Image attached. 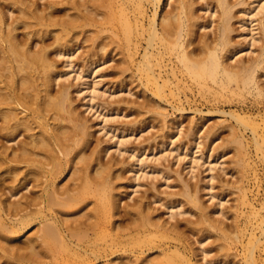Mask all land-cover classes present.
Here are the masks:
<instances>
[{"label":"bare ground","instance_id":"bare-ground-1","mask_svg":"<svg viewBox=\"0 0 264 264\" xmlns=\"http://www.w3.org/2000/svg\"><path fill=\"white\" fill-rule=\"evenodd\" d=\"M82 1L87 12L97 16L94 18L95 21L96 19L100 21L101 18L98 16L102 17L99 22V24L102 22L100 31L110 30L112 32L109 36L112 38L111 42L99 39L98 36L90 38L95 47L86 55L84 62L86 69L79 68L77 71V91L82 93L87 90L86 96L90 95V100L94 101L104 93L99 88L102 83L101 79L97 80L96 76L90 80L91 76L100 72L97 69L100 65L98 64L100 58L94 60L93 56L100 50L107 52L108 45L110 47L112 44H116L123 55V58L118 61L115 73L126 74L128 71L130 73L134 70L133 66H137L138 79L146 88L145 90H150L162 100H167L169 96H178L181 92V83H186L190 88L194 85L198 86L200 92L213 91L222 97L229 92L235 94V92L242 93V90H247L249 93L255 92L264 98V86L260 83L261 76L260 78L258 76V72L264 70V44L260 49V54L249 59V62L242 59L236 60L234 57L240 50L237 46L234 48L235 43L232 37L235 29L233 10L238 4L243 5L244 1L235 2V4H232L230 0L214 1V15L218 12L216 28L212 31L213 35L207 32L204 37H200L202 34L199 33L197 37V31L200 30L196 28L207 29L212 23L207 24V21L205 25L200 21L195 4L201 0ZM255 1H258L256 8L258 11L253 15L264 14V0ZM28 2V0H6V2L0 0V177H36L35 185L40 186L42 190L39 191L41 194L36 192L37 195H25V198L21 196L20 200L7 203L10 197L4 198L7 200L5 202L2 199L4 193L11 192V196L15 193L12 192L14 190L11 186L9 189L5 186L6 191L10 188L11 190L2 193L5 188L3 185L6 184H3L0 178V242L9 241L13 233H19L34 223L41 224V227L39 226L38 233L34 237L29 238L26 243H20L21 246L13 244L11 249L4 248L9 258L16 259L13 261H17V264H93L102 258H108L109 255L119 253L111 261L114 262L113 264H193L189 256L188 245L184 240V238L190 239L185 237V233L191 231L197 237L194 236V239L192 236L189 240L191 242H188L192 243L191 249L196 246L194 250L202 256L201 259H205V264H213V261L217 264V260L220 264H226L230 256L229 251L232 249V241L235 238L243 243V248L246 250V264H257L260 255L262 256L264 252V216L260 217L259 210L253 209L245 222L241 223L236 219L237 222L229 227L223 220L214 218L213 214L218 211H210L206 208L199 189H193L192 183L190 184L187 182L189 180L185 181V179L180 180L184 184L183 195L186 197V203L191 206L190 208L188 205L189 209L182 208L183 201L174 199V197L163 199L161 195L158 196L159 194H154L157 197L153 198L143 194L144 197L135 198L132 204L129 202L130 204L126 203L127 206L121 205L122 198H117V192L114 193V190L117 191L118 188L116 189L113 185H117L115 181L118 178L122 179L120 173H117L121 168L120 162L117 159L103 161L102 152L107 153L109 148L98 149L99 145H96L98 148L93 149L92 147L90 153L85 150L92 138V126L83 114L84 112H80L81 110L79 111V108L74 106L72 85L67 83L70 77L67 74L71 70L65 72L58 70L56 58L52 55L66 57L65 66L75 68L76 64L73 63L72 54L76 50L71 51L65 48L69 36L66 30L68 28L65 26L67 21H56L59 19L55 20L52 12L45 14L42 11V14L38 7L32 8L35 5L34 2ZM14 4L19 5L18 15L15 16L12 9ZM210 4L212 3L206 4L208 11ZM148 9L153 11L152 15H148ZM214 20L215 18L212 21ZM70 21L72 20L68 21L67 26L72 28ZM76 23L73 25L76 26ZM241 23L243 30L248 28L247 31H250L248 33L253 43L256 39L264 41V19L257 24L258 31L254 28H246L245 21ZM57 24L66 27L63 32L66 30L68 36L58 34L59 36L55 37L54 41L35 39L39 34L38 26L49 28ZM22 25L27 31L21 34L20 26ZM41 27L40 32L43 29L48 33L46 28ZM73 28L76 27L73 26ZM98 33L101 32L98 30ZM138 54L140 57L142 55L141 59ZM232 58L235 62H232ZM106 61L108 60H104L103 63ZM56 84H59L58 89H55ZM233 84L236 85V89H232ZM186 95L189 96L188 93ZM228 101L231 102L230 99ZM220 102L218 100L217 104L220 105ZM150 109L147 111L149 112ZM188 109H193L192 105L177 107V110L182 112ZM160 110L158 108L157 111L160 112ZM218 111L221 110L218 109ZM222 113L227 112L223 110ZM230 113L245 126L251 123L256 147H262L264 131L260 132L259 126L252 124L250 116ZM193 124L192 128H189L191 129L190 134L188 133L193 135L190 141L192 146L194 144L199 149L198 151H201L200 148L205 139L210 138L211 143L216 140L213 136L218 133L221 125H211L203 135H200L199 131L203 125L194 131L196 123ZM181 125L178 123L179 127ZM36 126L40 127L38 128L41 131H39L40 134L35 132ZM235 134L230 142L243 146L244 138ZM174 135L170 136L172 144ZM126 141L123 139L121 143ZM124 144L123 146H126V143ZM127 148H122L120 152L123 153ZM170 150L173 151V149ZM188 150L189 148L185 155L180 154L181 158L188 156ZM56 153L58 155H55ZM41 154L45 159L40 157ZM203 154L191 157L192 168H195L194 164H198L199 160L204 158ZM133 156L136 154L133 153ZM209 157H212V154ZM144 161V158L140 161L141 166L146 164ZM211 168L213 169L212 166ZM67 169H74L73 173L71 171L73 181L68 180L69 183L66 182L60 186L57 178L61 177ZM138 184L140 185L139 182ZM26 186L28 185L24 188ZM244 195L242 201L250 204L245 193ZM91 196L96 198L93 214H91L92 210L87 213L85 211V203ZM212 197H214L213 194ZM156 202L165 206L169 217L163 216L162 218V214L159 211L156 212L159 207L155 208V212L152 210L153 203ZM86 207L91 208L89 205ZM77 208L84 209L85 214L73 216ZM220 211L222 212V209ZM188 212L192 216H197L195 221L186 219L189 221L188 224L186 223L189 232L185 231L180 217L178 218V215L181 216ZM6 216L10 217L11 221H8ZM252 217L257 218L256 223L252 222ZM212 230H217L219 233L217 240L222 241L221 248L227 253L225 258L217 256V258H211L213 260L210 261L207 260V255L211 252V248L204 245L209 238L205 231ZM102 232L110 234L112 243L99 245L95 235L98 233L100 235ZM248 232H250L249 239L245 243L244 237ZM6 243L4 246L0 243V249L1 246L8 245ZM11 243L12 240L9 245ZM193 243L198 245H193ZM151 253H156V256L151 257L153 256ZM3 256L2 258L5 259ZM7 259L3 261L4 264L8 263Z\"/></svg>","mask_w":264,"mask_h":264},{"label":"rangeland","instance_id":"rangeland-1","mask_svg":"<svg viewBox=\"0 0 264 264\" xmlns=\"http://www.w3.org/2000/svg\"><path fill=\"white\" fill-rule=\"evenodd\" d=\"M1 1L6 2V0ZM28 1V3L34 2L35 5L33 3L34 6H32V8L38 7L39 10H41L40 12L43 11L45 12V14L46 12H52L55 20L59 19L56 21L61 22L64 20L67 21L68 25L69 20L73 21V19H75L73 21V24L77 22L75 26L71 23L72 21H70V25H72V28L73 26L76 27L73 29L71 28V26H67V24H65V26L68 28L66 30L69 32V36L67 35L66 30L64 31L66 33L63 32V29L66 28L63 27L64 25H62V27L60 24L59 26L58 24L56 26L51 25L49 26L50 29L44 26L41 27V25L40 27L44 29L46 28V30H48V33L44 32L45 30L43 31V29L40 32V27L38 26L37 29L39 30V34L35 39L39 40L40 38L41 40L42 38L47 41H54L55 37L65 34L68 36L65 48L71 49V51L76 50V52L72 54L73 63L76 64L75 68L72 67L73 69L68 65L65 66L66 57H57L54 54L52 55L56 58V65L58 70H60L61 72L71 70L70 73L67 74L68 76H70L67 80V83H71L72 85L71 91L72 97H74V106L78 107V110H81L80 112H84L83 114H85V117L89 120V123L92 126V138H90V143L88 144L89 146L87 145L85 150L87 151V153H90L92 151L90 149L92 147L94 149L98 145V149L109 148L107 153L102 152L103 161L107 162L108 160L110 161L112 159H117L118 162H120L121 168L117 173H120V178L122 179L118 178L117 180L116 178L117 181L115 182L117 183V185H113L116 189L118 188L117 191L114 190V193L117 192V198H122L121 205L127 206L130 203L132 204L134 199L137 197L142 198L144 196L150 195L149 197L153 198L154 196L157 197L156 195L159 194L158 196L161 195L160 197H162L163 199H166L167 197H174V199L183 201L182 208L189 209L190 205L186 203V197L183 195V189H185L184 184L181 182V180L183 181L185 179V181L189 180L187 182H190V184L192 183L191 186H193V189H199V193L200 195H202V200L205 204L204 206H207L206 208L210 209V211H218L213 214L214 218L223 220L226 224L229 225V227L233 226L237 221H240L241 223L245 222L246 218L249 214L252 213L253 209L260 211V217L264 216V141L263 139L261 141L263 143L262 147H259L258 145L257 146L259 148L256 147V140H254L255 134L253 132L251 123H245V126L242 122L241 124L235 117L231 116L230 113L235 112L237 114H243L242 116H250L252 124L255 123L256 125H258V130L262 132L264 131L263 97L258 96V94L255 92H253L254 94L251 92L249 93L247 90H242V93L236 90L238 91V93L235 92V94H232L229 92L225 94L226 96L222 97L220 96V94L213 91L200 92V87L198 86L194 85L193 89L187 86L186 83H181V92L178 96H169L167 100H162L159 97H156L150 90H145L146 88L140 83L138 79L139 74L137 72V66L134 65V70L133 72L130 71V73L129 71L126 74L118 73L120 75L115 73V69H117L118 67V61L123 58V55L121 54V52H119L120 49L116 47V44H112V47H109L108 45L109 49L107 48V52L100 50L99 53L93 56L94 60H99L100 58V61H98V64L100 65L97 68L100 72L96 73L97 75L94 74V76H91L90 80L96 76L97 80L101 79L102 83L100 84L99 88L104 93L98 96L94 101H92L90 100V95L86 96V94H88L87 90L83 91L82 93L77 91V71L79 68L86 69V66L84 64L86 55H88L89 51L95 47L93 40H91L90 38L98 36L99 39L111 42L110 39L112 38L109 36L112 35V32L110 30L100 31L102 22L100 24L99 22L101 21L102 17L98 16V18H101L100 21H98L99 19H96L95 21L94 18H96L97 16L95 15V17L94 13L87 12L85 6L82 5V0ZM205 1L206 0H201L199 3L196 2L195 7L198 8L197 12L200 16V21H202L201 23L207 25L211 22L212 25L208 27H210L212 30L208 27L207 29L204 27H201L200 29L196 28L197 30H200L197 31V37L199 36V34H202V36L200 37H204L207 32L208 34L210 32L211 35H213L212 31L214 28H216L215 22L218 19V12L216 13V15H214L215 8H213L214 1L216 0H210L208 2ZM240 1H244L243 5L238 4L233 10L235 17L233 19V26L235 28V31L233 30L232 37L234 38L233 41L235 43L234 48H236L237 46V49L240 50L239 53H237L234 57L236 60L242 59L245 62H249V59L251 60L254 57H257L258 54H260V49H262L264 41H258L256 39V41H254L255 43H253V40L249 37L251 35L250 33H248L250 31H247V27H249V29L254 28L256 31V28L258 27L257 24L259 23V21L264 19V14L259 13L257 16L253 15L258 11L256 9L258 1L254 2V0H230L232 4H235V2L239 3ZM202 2L204 3V6ZM209 3L212 4H210V9L208 11L206 9L208 5L206 4ZM18 6L15 4L12 5L14 16L18 15ZM199 8L202 11H200ZM150 10L151 9H148V15H152L153 13V11ZM84 13L87 14V17ZM89 14L93 15L90 16ZM88 15L90 18L88 17ZM214 18L215 20L213 22L212 20ZM251 19H253L254 21H252ZM241 21H245V26L247 29L243 30ZM20 27L21 34L27 31L23 29V25ZM208 29L209 31H207ZM98 30L99 32H101L100 34H97ZM102 35L103 38H101ZM244 35H246L248 38ZM51 48L53 50V46ZM138 57L139 59H141L142 55L140 57V55L138 54ZM235 59L232 58V62H235ZM104 60L108 61L103 63ZM101 73L103 74V76H99ZM133 74L134 76H132ZM262 75H264V70L258 72L259 78L261 76L260 83H262V86H264V76ZM58 88L59 84H56L55 89ZM232 89H236V85L233 84ZM186 93H188L189 96H187ZM229 99L231 100V102L228 101ZM218 100L221 101L220 105L217 104ZM159 104L162 106H158ZM184 105H192L193 109H188L185 112L177 110L178 106L183 107ZM217 106L218 108H216ZM146 107L156 109L155 111H153L154 109L149 108V113L147 111L149 109H147ZM158 108L159 110L162 109L160 110L161 113L157 111ZM218 109H220L221 111H218ZM223 110L227 113H222ZM156 111L157 113H154ZM178 123H181L182 125L179 127ZM193 123H196L194 131H197V127H201L203 125L201 127V130L199 131L200 135H203V133L207 131V129L211 125H221L218 133L213 136L216 139L213 143H211L210 138H207L208 140L203 139L205 141V144L203 141L200 150L202 151V153H204V158L200 159L198 164H194L195 168H192L193 162L190 161L191 157L199 156L202 153L201 151H198L199 149L194 144L192 146L190 141L191 138H193V135H189V131L191 130L189 128H192L191 125ZM36 127L37 128L35 129V132L40 134V127ZM179 128H181V131L179 130ZM239 132H241L243 136ZM235 133H237L239 137L244 138V143L242 142L243 146H241V144L239 143L237 145V143L233 144L232 142H230L231 139H233V137L236 135ZM38 134L36 135L38 136ZM173 134H175V137L173 138L174 142L172 144V137L170 136H172ZM121 138L127 140L126 142H124L126 143V146H123L125 144L121 143V141H123V139L121 140ZM124 147L128 148L124 150L123 153L120 152ZM187 148H189V154L186 158L182 157V159L181 156L186 154ZM170 149H173V151H171ZM133 153H135L136 156H133ZM211 154L212 157H209V155ZM55 155L58 154L56 153ZM43 156L44 155L41 154L40 157L42 158ZM143 158L146 164L141 166L140 161ZM22 165L26 166L25 164ZM211 166L213 167V169L211 168ZM68 169L61 175V177L57 178V182L61 184L60 186H63L68 180H71L72 178L71 176L75 168L72 169L73 171ZM133 177H135V179H137L138 177L139 178L135 180ZM1 179L2 183L6 184L3 185V187L6 186L9 189V187L11 186L13 188L12 190H14L12 192L15 193L13 196H11V192L4 193L11 190L10 188V190L6 191L5 189L7 188H4V191H2V193H4V197L2 196V199L6 202L7 200L4 198H7V196L8 198L10 197V199L7 198V203L16 202V200H20L21 196H24L25 198V195L30 196L31 194H41L39 192L40 190H42L41 187L35 185L36 177H4ZM72 181L73 179L69 182ZM27 182L28 184H26ZM138 182L140 183V185L138 184ZM193 184L196 186L194 187ZM25 185L28 186L24 188ZM36 192L37 194H35ZM244 193L246 194V197H248L250 204L244 203L242 201L243 196H245ZM212 194L214 195V197H212ZM129 196H131L132 198ZM94 201L96 202V198L93 196H91V198L87 200V203H85V208L88 209H85L86 213L90 212L91 210V214L95 212ZM88 205L91 206L90 209L89 207H86ZM153 205L154 207H152V210L154 212L155 208L157 209V207H159L156 212L159 211V213L162 214V218L169 217L165 206L161 205L160 202L153 203ZM123 206L121 207L123 208V210H125ZM217 207L218 209H216ZM77 209L74 210L75 214L73 213V216H80L81 213L85 214L84 209ZM219 209H222V212ZM9 218L10 217H8V221H11V219ZM178 218L181 219V223H183L182 226L186 229L185 231L187 232H189V230L187 228L188 226L186 225L189 223V221H187L186 219L188 218L191 221L197 220V216H192L189 212L181 216L178 215ZM252 218V222L256 223L257 218ZM236 219L238 220L236 221ZM93 220H95V218H93ZM40 225L41 224L34 223L29 227L21 230V232L19 233H13L11 235L12 237L9 235L10 240L5 241L8 243V245H6L7 243L5 244V247H3L5 242L3 243V241H1L0 243L1 245L3 244V246H1L0 249L2 250L0 251V257L2 258V256L4 255L3 257H5V259H0V263L4 264L3 261H6V258H8V263H5L17 264V261L14 262V258H9L10 256L7 255L6 251H4L3 249H11V246H13V244H15V246L16 244L17 246H21L20 243H26L29 238H31L32 236L34 237L35 234L38 233L37 230L39 229ZM110 225L112 226V224ZM205 232L207 235H209V238L207 239V242L204 246L209 249L211 248V252L209 253V255H207V260L211 261L213 260L211 258H217V256L225 258L227 252L221 248L222 241L217 240V236L219 235L217 230ZM90 233H93V231H90ZM98 234L95 235V238H97L96 240H98L99 245L102 246L112 243L113 240L109 233L102 232V234ZM249 234L250 232H248V234L246 233L244 237L245 243H247L249 239ZM97 236H100L99 239ZM192 236L197 237V235H193L191 231L187 234L185 233V237L187 238L192 239ZM233 236L235 235L233 234ZM190 239L184 238L189 248L188 251L190 254V258L193 261L192 263L205 264V259H201L202 256H199V253L194 250L196 246L191 249L192 243H189L191 242L189 241ZM11 240L12 243L11 245H9ZM232 242V249L229 251L230 256L227 258L228 261L226 260V264H246V250L243 248V243H241L238 238H235V240ZM193 245L198 244L193 243ZM155 254L156 253H151V255H153L151 257L156 256ZM118 255L119 253L109 255L108 258H102L97 262H94L93 264H108L113 260V258ZM10 259L14 263L10 262ZM261 262L264 263V252H262V256L260 255V260L257 262V264H262ZM113 263L114 262H111V264ZM212 263L216 264V261H213ZM217 264H220V261L218 262L217 260Z\"/></svg>","mask_w":264,"mask_h":264}]
</instances>
